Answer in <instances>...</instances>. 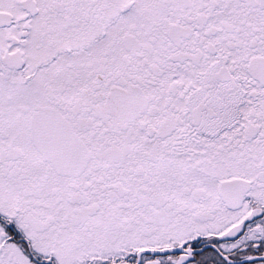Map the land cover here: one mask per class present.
<instances>
[{
    "label": "snow or ice",
    "instance_id": "1",
    "mask_svg": "<svg viewBox=\"0 0 264 264\" xmlns=\"http://www.w3.org/2000/svg\"><path fill=\"white\" fill-rule=\"evenodd\" d=\"M0 264H264V0H0Z\"/></svg>",
    "mask_w": 264,
    "mask_h": 264
}]
</instances>
